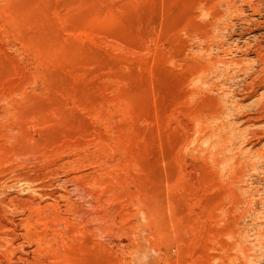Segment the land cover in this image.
I'll list each match as a JSON object with an SVG mask.
<instances>
[{
    "label": "rangeland",
    "instance_id": "374dc122",
    "mask_svg": "<svg viewBox=\"0 0 264 264\" xmlns=\"http://www.w3.org/2000/svg\"><path fill=\"white\" fill-rule=\"evenodd\" d=\"M0 264H264V0H0Z\"/></svg>",
    "mask_w": 264,
    "mask_h": 264
},
{
    "label": "bare ground",
    "instance_id": "6f19581e",
    "mask_svg": "<svg viewBox=\"0 0 264 264\" xmlns=\"http://www.w3.org/2000/svg\"><path fill=\"white\" fill-rule=\"evenodd\" d=\"M249 1V0H248ZM249 6V5H248ZM220 7V6H219ZM238 8V7H237ZM258 11V10H257ZM256 12V11H255ZM214 17V16H213ZM215 18H216V15H215ZM221 19V18H220ZM219 19V20H220ZM252 22V21H251ZM233 181V180H232ZM232 214V213H231ZM232 222V221H231ZM227 224V223H226ZM230 233V232H229ZM234 233V232H233ZM235 234V233H234ZM221 238V237H220ZM231 238V237H230ZM228 240V239H227ZM225 243V245H226V242H224ZM237 243V242H236ZM233 245V244H232ZM224 247V246H223ZM227 247V246H226ZM223 250H224V248H223ZM229 249H227V251H228ZM219 252V251H218ZM221 252V251H220ZM223 252V251H222ZM240 252V251H239ZM225 253V252H224ZM235 254H236V252H235ZM226 256H229V255H227L226 254ZM233 257V256H232ZM235 257V256H234ZM225 258V257H224ZM231 259V255H230V258H229V260ZM232 259H234V258H232ZM245 259H246V256H245ZM226 260V259H225ZM229 260H227V261H229ZM236 260V259H235ZM239 260V259H238ZM221 261V260H220ZM231 261V260H230ZM220 263V262H219Z\"/></svg>",
    "mask_w": 264,
    "mask_h": 264
}]
</instances>
